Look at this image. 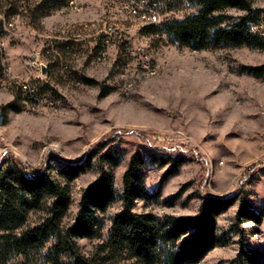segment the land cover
<instances>
[{"label": "rangeland", "instance_id": "rangeland-1", "mask_svg": "<svg viewBox=\"0 0 264 264\" xmlns=\"http://www.w3.org/2000/svg\"><path fill=\"white\" fill-rule=\"evenodd\" d=\"M71 1L0 0V21L13 24L0 38L5 70L0 75V164L53 175L67 165L87 169L72 184L70 223L83 191L100 175L98 156L110 148L122 151L118 167L105 163L120 190L137 155L143 159L144 197L135 201L136 213L162 221L166 215L198 214L206 196H243L261 216L260 223L246 221L241 227L247 246L261 252L264 264V168L239 183L264 154V75L252 73L264 66V49L197 51L163 31L153 34L144 13L126 10L123 0H74L77 6L70 8ZM162 1L161 23L197 10L190 0ZM251 1L263 12L256 31L264 37V0ZM68 42L73 50L66 48ZM31 59L40 68L28 66ZM27 85L39 100H26ZM99 148L89 168L86 159ZM180 156L185 160L170 173ZM238 207L217 217L220 240L199 264H233L240 248L231 231ZM121 208L117 202L103 216L107 226ZM43 216L31 213L25 227ZM97 243L80 241L87 254Z\"/></svg>", "mask_w": 264, "mask_h": 264}, {"label": "trees", "instance_id": "trees-1", "mask_svg": "<svg viewBox=\"0 0 264 264\" xmlns=\"http://www.w3.org/2000/svg\"><path fill=\"white\" fill-rule=\"evenodd\" d=\"M158 1L165 13L163 1ZM190 1L197 9L194 13L168 19L160 26L151 24L153 34L163 31L181 46L197 51L242 46L264 49V37L256 31L263 12L254 10L251 0ZM230 10L242 14L233 16ZM2 26L0 21V38L4 35ZM65 46L73 50L75 45L68 42ZM4 71L0 55V75ZM252 73L264 75V66L252 69ZM26 100L33 101L27 96ZM101 148L87 157L89 168ZM122 154L110 148L98 156L100 175L83 191L78 212L70 223L66 219L73 205L72 184L87 169L67 165L53 175L46 169L31 171L14 163H1L0 264H199L220 240L217 217L236 203L239 207L231 231L239 237L240 248L233 264H263L261 252L247 246L241 227L246 221L261 222V216L245 197L206 196L198 214L166 215L162 221L151 214H138L134 211L135 201L144 197L139 185L142 157H132L120 190L105 168V163L118 167ZM184 160L180 156L172 161L174 170L170 173L177 172ZM117 202L122 208L111 216L107 226L103 216ZM33 212H43L44 216L25 227ZM82 240L98 243L87 254L80 245Z\"/></svg>", "mask_w": 264, "mask_h": 264}, {"label": "built area", "instance_id": "built-area-1", "mask_svg": "<svg viewBox=\"0 0 264 264\" xmlns=\"http://www.w3.org/2000/svg\"><path fill=\"white\" fill-rule=\"evenodd\" d=\"M129 1H131V0H127V2L124 0L121 1V3L124 4L123 5L124 8H130L133 11H145V17H149V23L150 24L157 25V24L161 23V15L164 12V8H163L162 3H160L158 0H137V4H138L137 6L132 5ZM76 6L77 5L73 0L72 5L68 6V7L74 8ZM143 7H144V9H141ZM12 27H13L12 23H9V25L4 23L2 30H3V32H10ZM27 65L30 67H33V68H35V67L40 68V66L37 64V62L33 61L32 59L27 62ZM23 89H25V91L27 92L28 98H32L33 101L39 100V96H35V88L34 87L27 85V86H24ZM263 117H264V113H263ZM263 139H264V135H263ZM258 167L264 168V158L259 159L258 166L253 167L252 170H244V177L240 178L239 183L243 184V181L246 180L247 174L256 170Z\"/></svg>", "mask_w": 264, "mask_h": 264}, {"label": "bare ground", "instance_id": "bare-ground-1", "mask_svg": "<svg viewBox=\"0 0 264 264\" xmlns=\"http://www.w3.org/2000/svg\"><path fill=\"white\" fill-rule=\"evenodd\" d=\"M70 5H72V1L70 2ZM126 10H130V8H125ZM135 13L136 12H138V11H134ZM141 12H143L144 14V16H145V11H141ZM147 19H148V21H149V17H147ZM24 90V92L27 94V92L25 91V89H23ZM35 96H39V93L36 91V89H35ZM42 96V95H41ZM263 154V153H262ZM261 157V156H260ZM264 158V154L262 155V157L260 158V159H263ZM257 164H258V162H257ZM253 168V167H252ZM251 168V169H252Z\"/></svg>", "mask_w": 264, "mask_h": 264}, {"label": "water", "instance_id": "water-1", "mask_svg": "<svg viewBox=\"0 0 264 264\" xmlns=\"http://www.w3.org/2000/svg\"><path fill=\"white\" fill-rule=\"evenodd\" d=\"M43 70L45 72V67H43ZM4 119H3V113L0 112V127L3 125Z\"/></svg>", "mask_w": 264, "mask_h": 264}]
</instances>
